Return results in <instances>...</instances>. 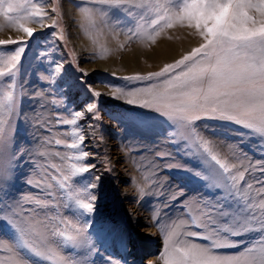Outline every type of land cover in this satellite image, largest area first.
Wrapping results in <instances>:
<instances>
[{"label": "snow or ice", "instance_id": "6c2138e0", "mask_svg": "<svg viewBox=\"0 0 264 264\" xmlns=\"http://www.w3.org/2000/svg\"><path fill=\"white\" fill-rule=\"evenodd\" d=\"M90 2L119 8L136 20L135 28L125 33L129 36V42L133 36H139L142 41L155 44L161 32L177 25L188 29L189 35L198 42L197 47L173 63L165 64L159 71L121 78L129 82H146L143 87H117L116 93H113L114 99H125L127 104L154 111L170 123L166 137L146 149L162 162L158 170L162 167L163 170L193 171L176 160V155L195 158L204 165L202 170L195 171V175L204 180L206 188L213 193L207 195V199L201 196L198 201L199 216H191L190 223L201 231L190 228L184 233L175 228L166 231L161 253L155 259L149 258L145 264H160L161 260L163 264H264V159L250 157L241 147L243 141L214 139L204 134L196 124L203 119L235 124L247 130L249 138L257 140V150L264 157V0ZM58 7L57 4L52 8L57 15ZM108 10L103 11L106 14ZM0 16L10 27L29 38L0 39V80L7 77L10 81L8 90L0 93L2 184L11 178L7 163L8 133L14 134L19 116L18 98L14 94L17 76L28 43L36 34V30L26 24L33 22L39 24L41 29H54L59 21L49 16L42 4L25 7L17 0H0ZM45 19H51L52 23L45 24ZM59 39H65L63 34ZM10 45H15L14 51L3 50ZM39 57L46 59L47 55L39 53ZM63 68L64 64L60 62L54 71L61 74ZM77 70L83 74L81 79L88 75L81 69ZM89 91L92 101L83 110H75L72 119L57 116L58 125L75 126L86 114H91L93 120L100 119L99 99L102 93L91 86ZM73 136L72 142L65 145L76 150L72 156L55 153L62 160L74 161L67 165V171L54 163L47 167L34 164V168L41 170L39 174L42 178H29L26 182L39 192L24 195L0 208V220L11 225L17 233L15 241H0V250L9 254L6 258H0V264H33L24 255L25 252L39 261H52V264H94L88 259L76 261L71 254L61 255L58 251L61 248H68L72 252L84 249L85 257L97 251L89 235L91 220H84L83 217H90L96 211L97 195L94 190L98 187L100 175L93 173L97 166L89 162L91 154L82 148L85 136L79 132H74ZM62 143L59 139L55 140L56 145ZM169 146H172V150H165ZM24 151L21 149L10 159L19 158ZM39 155L45 156L46 153L40 152ZM29 157L32 159L31 152ZM49 167L55 170V174L49 171ZM106 170L112 171L110 167ZM85 174L91 177L90 181L83 185L81 192L71 195L70 181ZM49 180L55 181V186L69 193L68 199L80 210L82 223H73L66 218L57 221L55 213L49 216V205L57 203V193L53 191L55 186ZM156 187L164 186L157 183ZM165 191H168L171 200H178L184 195V191L178 187ZM63 207L69 208L70 205L65 203ZM61 224L63 228L59 226ZM253 232L258 233L254 243L246 244L233 254L226 251L244 243L235 237ZM109 264L120 262L109 259Z\"/></svg>", "mask_w": 264, "mask_h": 264}, {"label": "rangeland", "instance_id": "374dc122", "mask_svg": "<svg viewBox=\"0 0 264 264\" xmlns=\"http://www.w3.org/2000/svg\"><path fill=\"white\" fill-rule=\"evenodd\" d=\"M17 2L25 5V7L40 3L49 13V16L58 20L59 23L54 29H41L39 24L33 22L26 24L28 27H33L36 34L28 43L17 76V86L14 94L18 98L19 116L16 118L14 134L8 133L10 143L7 163L11 178L0 184V208L5 203L14 202L24 195L39 192L38 189L31 188L26 182L29 178H42L39 174L41 170L34 168V164H42L47 167L54 163L64 167L67 171V165L74 161L70 159L62 160L55 153L60 152L61 156L65 157L72 156L76 150L69 149L65 145L72 142L74 132H79L85 136L82 148L90 152L91 160L89 162L97 166L93 169V173L100 175L98 187L94 190L97 195L96 211L92 216H84L83 219L91 220V227L100 234L105 235L103 232H111L125 235L130 258L118 260L115 259L116 256L109 257L108 254L97 249L95 245L97 242L90 231L89 235L93 241V247L97 249L96 252L85 257L83 254L84 249H77L72 252L68 248H61L58 250L61 255L71 254L76 261L88 259L94 261V264H109V259L119 261L120 264H145L149 258L155 259L161 253L166 231L172 228L180 233H184L189 228L194 231H201V229H197L192 225L190 220L191 216H199L200 206L198 201H200L201 196H204L205 199L208 198L207 195L209 194L206 195L204 191L210 192L205 186V181L195 175V171L202 170L204 167L202 162L197 161L195 158L188 159L177 154L176 160L193 169V171L184 169L163 170L162 167L158 170V166H162V162L146 149L158 144L166 137L171 128L170 123L154 111L127 104L126 100L114 99L113 95L102 92V87L116 91L117 87L133 89L143 87L146 83L129 82L121 79L135 74H129L128 76L113 75L110 72L112 70L102 66L108 58L106 55L110 53L111 49L104 48V52H102L101 49L99 50L96 47L100 40L91 41V37L97 35L91 33L94 32V25L100 19H103L104 9H109L105 14L108 25L106 23L105 25L109 26L111 30H119L124 36L129 37L125 33L128 32V29L135 28L136 20L126 15L119 8H109L108 5H93L90 0H17ZM57 4L59 5V15L52 12V8ZM86 9H90V11ZM65 10H68L74 17L68 18L65 16ZM136 11L141 10L137 9ZM0 22L5 23V26L0 23V39H7L1 35L10 26L2 16H0ZM51 23V19H45V24ZM74 27L80 36L87 38L86 40L90 35L89 43L91 45L89 44L87 49H79L75 41L73 42L76 36L72 30ZM175 28L182 30L181 34H176L174 32ZM53 32L56 33L55 36L52 35ZM61 34L65 37L64 40L59 39ZM169 36L172 39H168ZM189 36V30L179 25L161 32L158 37L166 41L168 39L171 43L161 55L150 53L153 48L151 42H144L139 36H133L131 42L127 40L123 46L122 44L119 45L121 47L119 48L118 61L123 60L124 53L138 50L136 57L139 60L136 61L138 63L136 65L141 67L137 69H141V73L138 71L139 73L136 74L147 75L150 72L159 71L165 64L173 63L198 46L197 39ZM11 38L29 39L20 31L16 35L13 34ZM14 49L15 45H10L3 50L12 52ZM39 53L46 54L47 58L39 57ZM86 55H89V58ZM152 56L155 58L170 57L171 59L160 63L161 65L158 68L153 69L150 64L154 63L155 58ZM149 57L151 58L149 59ZM60 62H63L64 68L61 74H57L54 69ZM77 69L87 72L88 75L81 79L83 74ZM115 69L117 68L115 67L113 70ZM9 82L7 77L0 80V93L8 90L7 85ZM90 86L95 91L102 93L99 99L100 111L98 115L100 119L93 120L91 114H86L77 121L75 126L58 125L56 123L57 116L62 119H72L75 110H83L84 106L92 101L93 97L89 91ZM54 101L56 103H53ZM196 124L204 134L214 139L227 140L226 142L243 141L241 147L249 153L250 157L264 159L257 150V140L249 138L246 133L247 130L232 123L213 119H203L197 121ZM57 139L63 143L56 145L55 140ZM21 149L25 151L19 158L10 159ZM165 150H172V146ZM29 152L32 153V159L29 157ZM40 152H44L46 155L40 156ZM138 152L140 154H137ZM109 161L111 163H108ZM141 162L151 167L153 172L147 175L149 177H145L144 183L141 184L140 182V184L136 183L132 186L133 192L131 193L127 187L133 185L131 180L135 176L131 173L127 175L122 170L130 167L132 170L134 168L140 172L143 167L141 168L138 163ZM153 162H155V165H153ZM109 167L112 169L111 172L106 170ZM49 171L55 174V170L50 167ZM157 177H159L158 181ZM90 179L91 177L86 174L83 177L73 178L70 181L71 195L75 196L78 192H81L83 185L87 184ZM49 182L55 186V181L49 180ZM157 183L162 184L164 187L157 188ZM145 186L147 191L151 187L150 193L141 191ZM175 187L182 189L184 195L178 200H171L168 191L165 190H174ZM53 191L57 193V203L49 205L51 209L48 212L49 216L55 213L57 221L66 218L73 223H82L79 215L80 210L76 209L74 202L68 199L69 193L59 189L58 186H55ZM161 192L164 194L161 195ZM212 194L210 193V195ZM65 203L69 204L70 207L64 208ZM136 203L138 206L141 203L144 204L142 212L139 211L137 205H135ZM165 204H167V207H165ZM187 209H189V213ZM37 210L39 211V209ZM174 214L175 217L173 218L172 215ZM131 215L135 220H133V223L130 220ZM152 215L153 217H151ZM166 220L169 221L166 222ZM59 226L63 228L62 224ZM148 230H151V233L157 232L154 247H145L144 245L148 242L142 236L150 235ZM257 236L258 233L253 232L247 236L235 237L234 239L244 243L238 248L226 251L229 254L236 253L246 244L254 243ZM121 237H115L114 240L119 242ZM16 238L17 233L14 228L7 222L0 220V241L10 243L15 241ZM197 242L204 243V241ZM8 255V253L0 250V258H6ZM24 255L33 264H52V261H39L34 256L27 255L26 252ZM160 264H163L162 260Z\"/></svg>", "mask_w": 264, "mask_h": 264}, {"label": "bare ground", "instance_id": "6f19581e", "mask_svg": "<svg viewBox=\"0 0 264 264\" xmlns=\"http://www.w3.org/2000/svg\"><path fill=\"white\" fill-rule=\"evenodd\" d=\"M65 16H67L68 18H72V17H74V15H72L70 12H68V10H65ZM102 18L103 19H100L95 25H94V32L93 33H91V34H97V35H93L91 38H92V42H94V40L95 39H99L100 40V43H97V48L100 50H102V52H104L103 51V49L105 48V49H111V51H109L110 53L108 54V55H106L108 58H106V60H105V62H104V64H102V66L104 67H107L106 69H110V70H112V71H110L112 74H116V75H118V76H128L129 74H136V73H139L140 72V70H137L140 66H137L136 64H138L136 61L137 60H139V59H137V55L136 54H138V50H136V51H132V52H128V53H124V55H125V57H123V60H121L120 62L118 61V59H119V55H120V53H119V48L121 47V46H119V45H121L122 44V46H123V44H124V42L125 41H127V40H129V37H127V36H124V35H122L120 32H119V30L118 31H115V30H111V29H109V26H106V25H108L107 23V19H106V17H105V13L104 14H102ZM70 21V20H69ZM100 22H103V23H100ZM107 22V23H106ZM1 23V25H3V26H5V23L4 22H0ZM105 23H106V25H105ZM104 24V25H103ZM2 26V27H3ZM106 29H105V28ZM14 28H12V27H9V28H7L3 33V35H1L2 37H5V38H8V37H11L13 34H18L19 33V31H16V30H13ZM73 34H76V36H75V38L73 39V42L75 41V44H76V46L79 48V49H87V47H88V45L90 44L89 42V38H90V35H89V37H88V40H86L87 38L86 37H83V36H80L79 35V33H78V31L76 30V28L74 27L73 29ZM179 30V31H178ZM182 30H180V29H177V28H175V30H174V32H176V34H181L180 32H181ZM190 37V36H189ZM192 38V37H191ZM141 43V42H140ZM169 44H171L170 43V41H168V39H167V41L166 40H162L161 38H159L158 36H157V38H156V43L155 44H152V46H153V48H152V51L150 52L152 55H155V53L156 54H158V55H161V53L162 52H164L166 49H168V45ZM91 45V44H90ZM125 48V47H124ZM97 49V50H98ZM118 50V51H117ZM79 52V51H78ZM101 52V53H102ZM86 57H88L89 58V55H86ZM153 58H155L154 56H152ZM151 57H149V59H150ZM169 59H171L170 57H159V58H155L154 60H153V62L154 63H152V64H150L151 66H152V68L153 69H156V68H158L161 64L160 63H162V62H164V61H167V60H169ZM117 68V69H115V70H113L114 68ZM112 68V69H111ZM141 68V67H140ZM143 68V67H142ZM145 70V69H144ZM139 71V72H138ZM141 73V72H140ZM100 89V88H99ZM36 92V91H35ZM102 92H104V93H108V94H110L111 96L113 95V93H116V91H114V90H111V89H109V88H106V87H102ZM122 100H125V99H122ZM113 130V129H112ZM111 130V131H112ZM115 130V129H114ZM118 130V129H117ZM118 132V131H117ZM110 133V132H109ZM119 134V133H118ZM106 135V134H105ZM112 135H114V134H112ZM107 136V135H106ZM124 138V137H123ZM115 142H117V141H115ZM124 144V143H123ZM123 147H124V145H122ZM133 147V146H132ZM124 156V155H123ZM127 158V157H126ZM151 160V159H150ZM150 163V162H149ZM138 165H140L141 166V168L143 167V170L142 171H140V172H138V171H136L134 168H133V170L130 168V167H127V168H124L122 171L125 173V174H129V173H131V175H134L135 176V178L133 179V180H131L132 181V184L133 185H128V187H127V189L132 193L133 192V190H132V186H134V185H136V183H139L140 184V182H141V184L142 183H144V179H145V177H149V176H147V175H150L152 172H153V170H152V168L151 167H148V165L146 164V163H144V162H141V163H138ZM153 165H155V162H153ZM126 175V176H127ZM153 177V176H152ZM153 178H155V177H153ZM156 179V178H155ZM147 187L145 186V188H142L143 189V192H146L147 191V189H146ZM122 189V188H121ZM126 190V189H125ZM150 190H151V187H150V189H149V191H147L148 193H150ZM123 192V191H122ZM124 193V192H123ZM132 195V194H131ZM130 195V196H131ZM129 197V196H128ZM135 205H137V203L135 204ZM144 204L143 203H141L139 206L137 205V208L139 209V211L140 212H142V208L144 207L143 206ZM132 208V207H131ZM135 208H136V206H135ZM137 209V210H138ZM145 210V209H144ZM151 212V211H150ZM170 212V211H169ZM171 213V212H170ZM174 213V212H173ZM178 213V212H177ZM140 215V214H139ZM142 215V214H141ZM177 215V214H176ZM133 216H134V214H133ZM132 215H131V222L133 223L135 220L133 219L134 217H133ZM136 216V215H135ZM173 216V218L175 217V214L174 215H172ZM171 216V217H172ZM151 217H153V215L151 216ZM177 217V216H176ZM162 218H164L163 216H162ZM178 218H179V216H178ZM146 219V218H145ZM153 219V218H152ZM166 219V218H165ZM134 220V221H133ZM157 221V220H156ZM155 221V222H156ZM167 221H169V220H166V222ZM175 221H176V218H175ZM181 221V220H180ZM162 222H163V220H162ZM176 223V222H175ZM156 231V230H155ZM148 232H149V234L150 235H148V236H142V237H144V240L145 241H147L148 243L147 244H144L145 245V247H154L155 246V240L157 239L156 238V233L157 232H152L151 233V230H148ZM139 244V243H138ZM149 249V248H148Z\"/></svg>", "mask_w": 264, "mask_h": 264}]
</instances>
